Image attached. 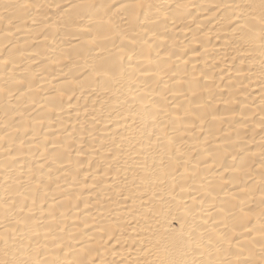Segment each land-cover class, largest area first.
<instances>
[{"label": "bare ground", "instance_id": "1", "mask_svg": "<svg viewBox=\"0 0 264 264\" xmlns=\"http://www.w3.org/2000/svg\"><path fill=\"white\" fill-rule=\"evenodd\" d=\"M0 264H264V0H0Z\"/></svg>", "mask_w": 264, "mask_h": 264}]
</instances>
